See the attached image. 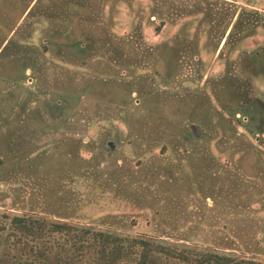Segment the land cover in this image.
<instances>
[{
	"label": "rangeland",
	"instance_id": "1",
	"mask_svg": "<svg viewBox=\"0 0 264 264\" xmlns=\"http://www.w3.org/2000/svg\"><path fill=\"white\" fill-rule=\"evenodd\" d=\"M263 20L264 0H0V264H101L91 232L264 264ZM15 215L74 230L15 237Z\"/></svg>",
	"mask_w": 264,
	"mask_h": 264
},
{
	"label": "trees",
	"instance_id": "2",
	"mask_svg": "<svg viewBox=\"0 0 264 264\" xmlns=\"http://www.w3.org/2000/svg\"><path fill=\"white\" fill-rule=\"evenodd\" d=\"M255 22H257V20ZM261 23L264 27V20ZM258 55L263 56L261 53ZM9 223L12 228L11 234L15 237L17 235H22L38 239L44 235V228L50 232L57 233H71L74 230L72 225L63 222L48 221L44 218H36L29 215L12 216ZM1 229L2 228H0V230ZM91 234L102 241L97 256V262L101 264L112 261L114 257L116 258L115 255L118 256L119 254L127 259H132L134 257L133 262H125L122 264H148L150 259L157 254L179 260L184 264H258L251 260H243L210 250L189 251L187 248L177 250L170 245L162 244L154 240L117 236L109 237L101 232H91ZM104 241L109 242L111 247L114 248L111 253L106 250L107 246L103 245Z\"/></svg>",
	"mask_w": 264,
	"mask_h": 264
}]
</instances>
